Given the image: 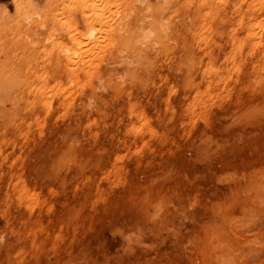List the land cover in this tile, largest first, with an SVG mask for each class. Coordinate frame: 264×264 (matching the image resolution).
I'll return each instance as SVG.
<instances>
[{
	"label": "rangeland",
	"instance_id": "rangeland-1",
	"mask_svg": "<svg viewBox=\"0 0 264 264\" xmlns=\"http://www.w3.org/2000/svg\"><path fill=\"white\" fill-rule=\"evenodd\" d=\"M0 237V264H264V0H0Z\"/></svg>",
	"mask_w": 264,
	"mask_h": 264
},
{
	"label": "clouds",
	"instance_id": "clouds-1",
	"mask_svg": "<svg viewBox=\"0 0 264 264\" xmlns=\"http://www.w3.org/2000/svg\"><path fill=\"white\" fill-rule=\"evenodd\" d=\"M2 240H3V238H2V237H0V242H2Z\"/></svg>",
	"mask_w": 264,
	"mask_h": 264
},
{
	"label": "bare ground",
	"instance_id": "bare-ground-1",
	"mask_svg": "<svg viewBox=\"0 0 264 264\" xmlns=\"http://www.w3.org/2000/svg\"><path fill=\"white\" fill-rule=\"evenodd\" d=\"M90 33V32H89ZM90 36V35H89ZM87 37H88V35H87Z\"/></svg>",
	"mask_w": 264,
	"mask_h": 264
}]
</instances>
